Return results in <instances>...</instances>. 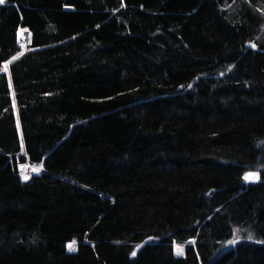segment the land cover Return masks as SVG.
I'll use <instances>...</instances> for the list:
<instances>
[{"label": "trees", "instance_id": "obj_1", "mask_svg": "<svg viewBox=\"0 0 264 264\" xmlns=\"http://www.w3.org/2000/svg\"><path fill=\"white\" fill-rule=\"evenodd\" d=\"M0 264H264V0L0 4Z\"/></svg>", "mask_w": 264, "mask_h": 264}, {"label": "rangeland", "instance_id": "obj_2", "mask_svg": "<svg viewBox=\"0 0 264 264\" xmlns=\"http://www.w3.org/2000/svg\"><path fill=\"white\" fill-rule=\"evenodd\" d=\"M34 167H35V168H38L39 171H33L32 169H33ZM20 170H21V172H22L24 175H27L28 177H30L32 174H34V175H38V174L41 172L42 169H41V167H40L39 165L21 164V165H20ZM249 175H253V176L257 177V178H256V179H249V180H247L248 183L258 182L259 179H260L259 173H257V172L249 173L247 176H249ZM69 245H73V243H70ZM69 245H68V250H69V251H71V252L76 251V249H77V247H78V243L75 242V244L73 245V249H74V250H70V249H69ZM178 248H181V249H182V254H178V252H177V249H178ZM175 252H176L177 255H183V253H184V248H183L182 246L176 245V247H175Z\"/></svg>", "mask_w": 264, "mask_h": 264}, {"label": "built area", "instance_id": "obj_3", "mask_svg": "<svg viewBox=\"0 0 264 264\" xmlns=\"http://www.w3.org/2000/svg\"><path fill=\"white\" fill-rule=\"evenodd\" d=\"M19 44L23 47H29L32 44V35L29 30H24L19 36Z\"/></svg>", "mask_w": 264, "mask_h": 264}, {"label": "snow or ice", "instance_id": "obj_4", "mask_svg": "<svg viewBox=\"0 0 264 264\" xmlns=\"http://www.w3.org/2000/svg\"><path fill=\"white\" fill-rule=\"evenodd\" d=\"M5 3V0H0V4H4ZM15 59V58H14ZM3 71H7V65H5L4 67H3V69H2ZM33 171H39V169L38 168H33L32 169ZM25 180H27L29 177L27 176V175H24V177H23ZM257 177H255V176H253V175H249V176H246L245 177V179L246 180H249V179H256ZM75 244V242H73V245ZM73 245H69V249L70 250H74L73 249ZM177 252H178V254H182V249L181 248H178L177 249ZM133 255H135V253H133Z\"/></svg>", "mask_w": 264, "mask_h": 264}, {"label": "water", "instance_id": "obj_5", "mask_svg": "<svg viewBox=\"0 0 264 264\" xmlns=\"http://www.w3.org/2000/svg\"><path fill=\"white\" fill-rule=\"evenodd\" d=\"M145 245H146V243H143V244L141 245V247H142V246H145ZM137 251H138V249L136 250V252H137Z\"/></svg>", "mask_w": 264, "mask_h": 264}]
</instances>
